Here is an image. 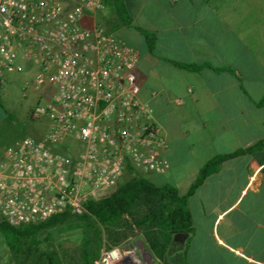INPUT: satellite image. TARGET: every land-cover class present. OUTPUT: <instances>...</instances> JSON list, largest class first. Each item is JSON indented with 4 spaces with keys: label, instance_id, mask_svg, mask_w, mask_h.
<instances>
[{
    "label": "built area",
    "instance_id": "1",
    "mask_svg": "<svg viewBox=\"0 0 264 264\" xmlns=\"http://www.w3.org/2000/svg\"><path fill=\"white\" fill-rule=\"evenodd\" d=\"M106 0H0V92L23 74L37 91L40 137L0 146V217L44 222L113 192L129 168L163 172L168 146L140 99L137 48L102 21ZM139 240L105 245L93 264H151Z\"/></svg>",
    "mask_w": 264,
    "mask_h": 264
},
{
    "label": "crops",
    "instance_id": "2",
    "mask_svg": "<svg viewBox=\"0 0 264 264\" xmlns=\"http://www.w3.org/2000/svg\"><path fill=\"white\" fill-rule=\"evenodd\" d=\"M125 7L130 26L154 37L150 49L137 48L136 76L168 143L169 166L150 172L184 194L205 161L264 140V0H125ZM187 208L186 264H264V146L224 160Z\"/></svg>",
    "mask_w": 264,
    "mask_h": 264
},
{
    "label": "trees",
    "instance_id": "3",
    "mask_svg": "<svg viewBox=\"0 0 264 264\" xmlns=\"http://www.w3.org/2000/svg\"><path fill=\"white\" fill-rule=\"evenodd\" d=\"M106 1L117 17L111 30L130 26L132 18L127 13L125 0ZM138 30L143 34L150 49L154 42L153 35L142 28ZM174 63L190 70L200 67L196 64ZM262 146L264 140L246 148L211 157L200 166L196 179L184 194L179 193L171 184H156L140 172L129 168L126 171L130 177L120 181L113 192L88 200L85 203V212H64L44 222L18 227L6 223L0 217V234L19 264H35L33 254H37V258L42 259L44 264H64L53 252L40 250V236L54 226L66 225L71 228L73 224L80 228L81 239L79 258L75 264H93L102 246V229L106 230L109 245L118 244L129 233L137 231L142 235L147 250L155 258L166 260L169 264H177L169 259L168 250L175 234H190L193 230L187 208L188 197L207 176L218 171L224 160ZM187 240L182 248L186 247Z\"/></svg>",
    "mask_w": 264,
    "mask_h": 264
},
{
    "label": "rangeland",
    "instance_id": "4",
    "mask_svg": "<svg viewBox=\"0 0 264 264\" xmlns=\"http://www.w3.org/2000/svg\"><path fill=\"white\" fill-rule=\"evenodd\" d=\"M117 17L109 6L107 16L101 20L106 29L111 30L114 26ZM140 25V20H136ZM115 33L121 36L127 43L135 48L143 47L145 44L144 37L136 28L132 26H121ZM14 79L0 92V146L12 145L19 141L24 135H31L40 137L46 128L44 121H36L31 118V112L42 105L38 103L37 91L29 89L26 95H22L20 85L23 74H16L12 76ZM141 175L150 178L154 182H161V174L151 172H140ZM130 177L125 171L121 177V181ZM73 226V227H72ZM42 243L40 250H47L54 253L56 258L64 264H75L79 258L81 247L80 228L73 224L71 228L66 225H57L44 232L41 236ZM47 238V239H45ZM128 238L139 240L143 245V249L147 250L143 237L137 231L129 233L121 241ZM110 241L106 234V230L102 229V246L100 250L109 245ZM172 244V243H171ZM99 250V252H100ZM148 251V250H147ZM14 253L7 247L4 237L0 234V264H19L14 258ZM99 254V253H98ZM35 256V264H44L42 259ZM98 256V255H97ZM169 259L177 264H186L184 248L177 245H170L168 250ZM151 264H169L166 260L162 261L153 256Z\"/></svg>",
    "mask_w": 264,
    "mask_h": 264
},
{
    "label": "water",
    "instance_id": "5",
    "mask_svg": "<svg viewBox=\"0 0 264 264\" xmlns=\"http://www.w3.org/2000/svg\"><path fill=\"white\" fill-rule=\"evenodd\" d=\"M188 235L189 234L186 233V232H181V233L175 234L174 237H173V240H172V244L177 245V246L182 248L185 245V243H186ZM148 252L151 255L152 261H153V255L151 254L150 251H148Z\"/></svg>",
    "mask_w": 264,
    "mask_h": 264
}]
</instances>
